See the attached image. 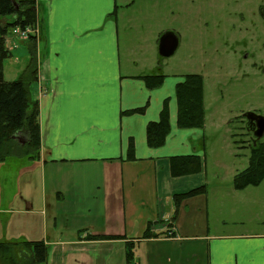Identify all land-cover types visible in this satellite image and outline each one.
<instances>
[{
	"label": "crops",
	"instance_id": "crops-1",
	"mask_svg": "<svg viewBox=\"0 0 264 264\" xmlns=\"http://www.w3.org/2000/svg\"><path fill=\"white\" fill-rule=\"evenodd\" d=\"M31 1L38 38L29 91L38 102L39 158L10 210L0 208L14 216L9 229L2 225L4 235L42 242L46 264H124L127 243L137 264H264V229H246L225 214L229 199L246 206L251 198L247 205L259 208L264 181L240 192L231 182L211 184L203 138L176 126L182 78L165 72L158 42L177 35L157 30L155 21L170 0ZM19 44L27 59L28 42ZM149 75H162V84L148 89L140 78ZM164 102L170 133L150 149L145 129L159 120ZM130 141L133 162L126 161ZM184 156L200 157L202 171L172 177L169 159ZM201 186L206 192L184 200L174 215L172 197ZM231 206L234 212L237 204ZM168 227L167 238H142L147 229L163 234Z\"/></svg>",
	"mask_w": 264,
	"mask_h": 264
},
{
	"label": "rangeland",
	"instance_id": "rangeland-1",
	"mask_svg": "<svg viewBox=\"0 0 264 264\" xmlns=\"http://www.w3.org/2000/svg\"><path fill=\"white\" fill-rule=\"evenodd\" d=\"M156 12L157 30H174L178 39L174 54L163 60L165 72L203 79L205 121L196 132L203 138L207 180L230 186L232 176L247 164L251 134L242 117L253 113L264 118V0H170ZM15 36L9 31L6 37L10 57L3 63V77L10 82L18 79L27 63L19 55V43L24 41ZM34 165L35 161L17 157L0 163L1 209L10 210L13 195L22 189V179ZM262 187L259 208L247 205L251 198L243 200L246 206L229 199L226 219L246 229L263 230L264 183ZM13 218L11 213H0V242H22L10 230L6 235L2 232V225L8 227Z\"/></svg>",
	"mask_w": 264,
	"mask_h": 264
},
{
	"label": "trees",
	"instance_id": "trees-1",
	"mask_svg": "<svg viewBox=\"0 0 264 264\" xmlns=\"http://www.w3.org/2000/svg\"><path fill=\"white\" fill-rule=\"evenodd\" d=\"M131 4V3H130ZM129 4V6H130ZM116 12H113L115 15ZM37 22L35 4L31 0H0V163L9 157L26 158L36 161L39 158L40 134L38 121V102L33 100L29 91L36 82L37 60L35 38L29 37L27 63L17 80L7 82L3 77V63L10 57L6 37L13 29L34 28ZM148 89L158 88L164 77L149 75L141 77ZM177 104L176 126L178 129L200 130L204 126V90L203 79L199 75H186L175 87ZM142 110L125 114L141 113ZM249 132V131H247ZM170 133L167 103L164 102L157 122L149 123L145 129L146 145L158 149L165 143ZM249 134H251L249 132ZM23 142V144H21ZM243 142V141H242ZM241 142V143H242ZM254 143V145H253ZM245 148V147H243ZM246 167L236 173L232 180V189L236 192L247 188H256L264 181V140L251 138L247 145ZM126 161H135L134 146L130 141L126 151ZM203 161L198 156L173 157L169 159L170 175L183 177L199 174ZM206 187L201 186L184 194L174 195L173 214L181 203L189 198L203 195ZM174 216L172 217L173 220ZM168 232L151 234L147 229L143 239L169 237ZM119 237L88 236V241L117 240ZM134 245L127 243L124 252V264H137L133 255ZM47 251L40 241L21 243L0 242V264H46Z\"/></svg>",
	"mask_w": 264,
	"mask_h": 264
},
{
	"label": "water",
	"instance_id": "water-1",
	"mask_svg": "<svg viewBox=\"0 0 264 264\" xmlns=\"http://www.w3.org/2000/svg\"><path fill=\"white\" fill-rule=\"evenodd\" d=\"M178 46V39L174 34L165 33L158 42V55L162 58H169L174 54ZM246 120L245 128L251 131L255 140H260L264 135V118L246 113L243 115ZM23 144V142H21ZM254 145V143H253Z\"/></svg>",
	"mask_w": 264,
	"mask_h": 264
},
{
	"label": "built area",
	"instance_id": "built-area-1",
	"mask_svg": "<svg viewBox=\"0 0 264 264\" xmlns=\"http://www.w3.org/2000/svg\"><path fill=\"white\" fill-rule=\"evenodd\" d=\"M13 34H15L19 39H27L28 35L30 34H36L35 30H31L29 28L20 30V29H15L13 30Z\"/></svg>",
	"mask_w": 264,
	"mask_h": 264
}]
</instances>
